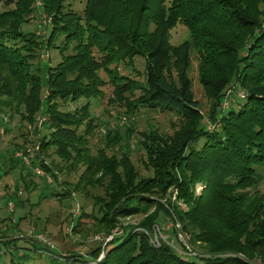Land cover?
Listing matches in <instances>:
<instances>
[{
    "label": "trees",
    "instance_id": "1",
    "mask_svg": "<svg viewBox=\"0 0 264 264\" xmlns=\"http://www.w3.org/2000/svg\"><path fill=\"white\" fill-rule=\"evenodd\" d=\"M35 9L47 20L42 37L24 27ZM178 21L189 38L171 43L168 30ZM49 47H57L60 58L35 63ZM190 47L198 53V79L209 100L205 120L186 71ZM135 55L143 58L140 72ZM120 62L141 78L119 72ZM106 81L109 99L126 115L157 109L181 119L171 134L154 127L136 132L143 163L151 169L147 174L131 162L128 141L126 149L114 151L120 136L109 128L102 146L88 148L98 124L91 100L102 95ZM235 83L240 100L226 102ZM13 113L20 122H33L38 113L44 117L32 166L55 179L42 156L52 148L65 167L82 165L72 189L84 194L87 186L103 189L93 196L98 214L92 218L100 236L111 238L85 255L55 256L46 245L52 264H264V203L256 188V166L264 163V0H83L81 12L69 0H0L3 130ZM9 152L0 175L23 168L20 157ZM197 182L203 186L195 194ZM68 184L53 194L67 196ZM170 187L186 208L172 203L168 209L157 199ZM15 192L16 187L11 195L16 204ZM135 213L143 214L135 224L118 222ZM160 214L169 219L173 214L190 234L193 254L153 245L135 228H148ZM78 218L72 219L73 229ZM34 240L28 248L38 251ZM19 255L7 264H33L25 252Z\"/></svg>",
    "mask_w": 264,
    "mask_h": 264
},
{
    "label": "rangeland",
    "instance_id": "2",
    "mask_svg": "<svg viewBox=\"0 0 264 264\" xmlns=\"http://www.w3.org/2000/svg\"><path fill=\"white\" fill-rule=\"evenodd\" d=\"M69 1L77 12H81L83 0ZM31 15L30 21L24 27L33 31L37 36L42 37L47 20L44 14L37 9ZM168 38L171 43H178L183 39L189 38V32L185 24L181 21L176 22L174 26L169 28ZM58 39L56 40L58 41ZM69 50L68 48L66 51ZM59 58L60 53L57 47H49L41 49L34 62L39 64L40 59H42V64H52ZM133 65L140 72L143 67L142 56L135 55ZM197 66L198 53L194 47H190L189 63L186 71L190 79L193 95L198 101L205 120L209 100L205 96L198 79ZM118 71L138 79L141 78L140 73L136 75L134 70H131L129 66H124L122 62L118 63ZM100 75L106 79L102 70ZM234 85L237 86V83L231 85L230 88ZM101 88L103 91L102 95L91 100L90 114L96 117L95 121L98 124L94 128L93 133L88 136L89 150L94 152L97 147L103 145V134L105 129L109 128L113 133L116 132L120 136V144L115 146L114 151L118 153L121 148L124 149L126 141H128V154L134 167L141 174L149 173L151 169L143 163L144 151L137 142L138 134L136 132L154 127L159 133L171 134L178 127L181 119L173 112L157 109H140L133 115H126L122 112L123 109L120 105L109 99L112 97L110 83L106 81ZM238 90H235V88L227 89L228 96L226 99L228 100L226 102H229V100L239 101L238 96L240 94ZM72 105L70 103V106ZM43 118L38 113L35 115L33 122H27L26 120L20 122L18 114L13 113L10 120L4 125L7 128L3 130V126H0V166L3 168L7 165L8 161L5 156L10 154L9 151L11 149V153L20 157L23 163V168L16 165L8 173L0 175V264H7L9 259L16 260L20 258L19 254L21 252L28 254L26 259L33 264H52L51 259L46 254L48 252L47 244L38 238V235L49 241L51 245L49 247L56 251L54 253L55 256H66L72 252L85 255L90 248L104 245L102 240L99 239L102 235L94 229L95 225L92 218L93 214H98L97 204L93 203V196L103 195L102 186H87V193L85 194L72 189L71 184L76 180L82 165L77 164L74 169L65 167V162L59 159L52 148H48V153L42 156L52 167L55 179L51 174L44 172L39 165L32 166L31 158H34V151L37 152L35 139L37 131L38 129L44 130V127H42ZM105 148L107 152L108 150L111 151V149ZM27 167L31 168L35 174H29L26 170ZM56 167L60 169H56ZM256 170L258 172L256 188L264 203V163L257 165ZM24 180L27 182L28 187L24 186ZM105 181L106 178L104 179ZM66 182H69V184ZM63 184H68L69 194L67 196L53 194L58 189L60 190ZM202 186L201 182L195 183L194 193L198 194ZM15 187V196L20 199L16 204L14 198H11ZM167 196L170 204L167 201ZM157 199L168 209L171 208L170 205L172 203L177 204L181 208H186L185 203L176 198L175 187L168 188L166 194L157 197ZM76 215H79V218L73 229L71 226L73 224L72 219L74 218L75 222ZM142 217V213H135L119 217L118 222L120 225L135 224ZM135 228L146 233L149 239L156 234L159 243L168 244L176 251H185L183 249L185 246L195 247L190 241V234L182 229L180 222L173 214L170 219L160 214L148 228L142 226ZM94 235H98V238L94 237ZM33 237L35 238V245L38 244L40 246L38 251L28 248L32 247L31 241ZM7 238H11V240L4 244L3 240H7ZM185 252L193 254L192 250ZM99 253L97 258L101 256H99Z\"/></svg>",
    "mask_w": 264,
    "mask_h": 264
},
{
    "label": "built area",
    "instance_id": "3",
    "mask_svg": "<svg viewBox=\"0 0 264 264\" xmlns=\"http://www.w3.org/2000/svg\"><path fill=\"white\" fill-rule=\"evenodd\" d=\"M239 94H240V96L242 95V92H239ZM226 101V100H225ZM225 103V102H224ZM161 233V232H160ZM94 237H96V238H98V235H94ZM38 238H40L41 240H43V241H45L46 242V244L48 245V246H51L50 245V243H49V241H46L45 239H44V237L43 236H41V235H38ZM109 238H111V234H106L105 236H103V237H99V239H101L102 240V243H104V241H106V240H108ZM165 238V237H164ZM150 242L153 244V245H158L159 244V241H158V238L156 237V234H154V236H153V238H150ZM186 247V248H185ZM184 248H185V250L186 251H191L192 250V252L194 253L195 251L192 249V247H189V246H185ZM102 250H100V253H99V256L100 255H102Z\"/></svg>",
    "mask_w": 264,
    "mask_h": 264
}]
</instances>
